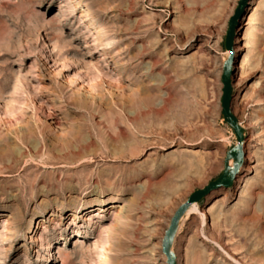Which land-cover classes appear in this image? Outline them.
<instances>
[{
    "label": "rangeland",
    "instance_id": "374dc122",
    "mask_svg": "<svg viewBox=\"0 0 264 264\" xmlns=\"http://www.w3.org/2000/svg\"><path fill=\"white\" fill-rule=\"evenodd\" d=\"M240 2L0 0V264H168L174 213L237 142ZM235 50L246 162L181 219L178 264H264V0Z\"/></svg>",
    "mask_w": 264,
    "mask_h": 264
},
{
    "label": "water",
    "instance_id": "95a60500",
    "mask_svg": "<svg viewBox=\"0 0 264 264\" xmlns=\"http://www.w3.org/2000/svg\"><path fill=\"white\" fill-rule=\"evenodd\" d=\"M250 0H243L240 4L239 14H238V25L240 24V18L246 11V8ZM238 33V31H237ZM236 33V36H237ZM231 32L226 37V48L228 51L232 52V41L229 40ZM240 56L238 54L233 56V65L225 66V74L223 76V82L226 84L225 93L222 98V115L226 122L232 127L233 131L237 136L236 144L228 150L225 158V166L222 174L209 182L206 186L195 190L185 202H183L179 208L174 213L170 226L166 233V238L164 241V253L168 256V262L170 264H178V259L176 253L173 250L174 241L177 232L180 227L181 219L187 213L189 208L194 203H199L203 198L208 196L215 190L228 188L235 183L238 176L240 175L243 166L246 162V151H245V129L239 122L238 117L234 113L233 102H234V82L237 73L238 61ZM231 159L234 160L233 165H230Z\"/></svg>",
    "mask_w": 264,
    "mask_h": 264
},
{
    "label": "bare ground",
    "instance_id": "6f19581e",
    "mask_svg": "<svg viewBox=\"0 0 264 264\" xmlns=\"http://www.w3.org/2000/svg\"><path fill=\"white\" fill-rule=\"evenodd\" d=\"M243 0H241V2H242ZM240 2V3H241ZM241 5V4H240ZM239 8H240V6H239ZM239 8H238V10H237V12H236V14H235V16L232 18V20H231V24H230V30H229V33L231 32V36H230V38H229V40L230 41H232V46H231V48H232V52H230L229 51V58H228V60L225 62V66L226 65H233V56L234 55H236V54H238L237 52H236V50H235V45H236V39H237V36H236V33H237V31L239 30V25H238V14H239ZM256 10H257V8L256 9H254V12L250 15V17H252L253 15H254V13L256 12ZM258 13V12H257ZM255 15H257L256 13H255ZM228 33V34H229ZM242 58V59H241ZM248 55L246 54V55H243L242 57H240V59H239V61H238V63H239V66L241 67V72L242 71H244L243 69L245 68V66L247 65V63H249L248 62ZM121 63H123V62H121ZM225 66H224V74H225ZM248 66V65H247ZM247 69V68H246ZM249 69V68H248ZM243 73V72H242ZM246 73V72H245ZM245 73H243V74H245ZM224 74H223V76H224ZM247 74V73H246ZM242 75V74H241ZM240 76V75H239ZM243 78H244V76H242ZM241 79V78H240ZM223 85H224V88H223V96H224V93H225V91H224V89H225V86H226V84L223 82ZM233 163H234V160L233 159H231V162H230V165H233ZM244 167V166H243ZM196 204H198V203H194L190 208H189V210L187 211L188 213H190V212H195L196 210H198L199 208H198V206L196 205ZM167 233V232H166ZM165 238H166V234H165V237H164V239H163V253H164V241H165ZM173 250H174V248H173ZM175 252V251H174ZM176 253V252H175ZM165 254V253H164ZM166 255V254H165ZM176 256H177V254H176ZM166 257H167V263L168 264H170L169 262H168V256L166 255ZM177 259H178V256H177Z\"/></svg>",
    "mask_w": 264,
    "mask_h": 264
}]
</instances>
